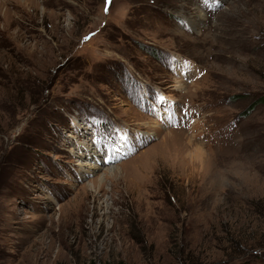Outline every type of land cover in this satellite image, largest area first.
Masks as SVG:
<instances>
[{
    "label": "rangeland",
    "instance_id": "obj_1",
    "mask_svg": "<svg viewBox=\"0 0 264 264\" xmlns=\"http://www.w3.org/2000/svg\"><path fill=\"white\" fill-rule=\"evenodd\" d=\"M263 97L264 0H0V264H264Z\"/></svg>",
    "mask_w": 264,
    "mask_h": 264
},
{
    "label": "bare ground",
    "instance_id": "obj_2",
    "mask_svg": "<svg viewBox=\"0 0 264 264\" xmlns=\"http://www.w3.org/2000/svg\"><path fill=\"white\" fill-rule=\"evenodd\" d=\"M94 143H96V142H94ZM98 146H101V144H98ZM81 148V147H80ZM96 148V147H95ZM95 152V151H94ZM96 153V152H95ZM82 154H84L83 152H82ZM111 156V155H110ZM103 160H105L104 162H108L110 159H109V156H108V154L106 155V157L104 158V159H102V162H103ZM94 163V162H93ZM92 164V163H91ZM82 169H81V171L84 173V172H88L87 170L88 169H91V167H96V166H99L98 164H96V163H94L93 165H90L89 163H88V161H83V163H82ZM89 165V166H88ZM109 167H111V166H109ZM107 175H115V173H116V170H115V168H113V167H111V168H108L107 170ZM99 181L101 182L102 181V178L100 177L99 178ZM88 186H91V185H88Z\"/></svg>",
    "mask_w": 264,
    "mask_h": 264
},
{
    "label": "trees",
    "instance_id": "obj_3",
    "mask_svg": "<svg viewBox=\"0 0 264 264\" xmlns=\"http://www.w3.org/2000/svg\"><path fill=\"white\" fill-rule=\"evenodd\" d=\"M258 102H264V97H263V98H259L258 100L256 99V100L252 101V102L248 105V107L246 108V113H245V114L249 113V112L254 108V106H255ZM121 264H122V263H121Z\"/></svg>",
    "mask_w": 264,
    "mask_h": 264
},
{
    "label": "snow or ice",
    "instance_id": "obj_4",
    "mask_svg": "<svg viewBox=\"0 0 264 264\" xmlns=\"http://www.w3.org/2000/svg\"><path fill=\"white\" fill-rule=\"evenodd\" d=\"M105 11H106V12L108 11L107 6H106V8H105ZM115 158H116V153H113V155H112L111 157H109L110 160H111V159H115Z\"/></svg>",
    "mask_w": 264,
    "mask_h": 264
}]
</instances>
